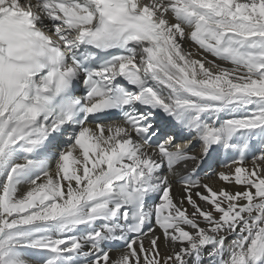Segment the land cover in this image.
<instances>
[{
  "label": "snow or ice",
  "instance_id": "obj_1",
  "mask_svg": "<svg viewBox=\"0 0 264 264\" xmlns=\"http://www.w3.org/2000/svg\"><path fill=\"white\" fill-rule=\"evenodd\" d=\"M205 261L264 264V0H0V264Z\"/></svg>",
  "mask_w": 264,
  "mask_h": 264
},
{
  "label": "bare ground",
  "instance_id": "obj_2",
  "mask_svg": "<svg viewBox=\"0 0 264 264\" xmlns=\"http://www.w3.org/2000/svg\"><path fill=\"white\" fill-rule=\"evenodd\" d=\"M186 47H187V45H186ZM208 58L209 59H212L211 57H208ZM193 154L199 155V145L198 144L193 149ZM217 157H218V154H216V158ZM192 166L193 165L190 162L189 163V167L191 168ZM218 170H220V166L217 164V160L214 159V154H212L209 158H207V159L204 160L203 164L200 167L199 174L201 176H204L205 174L211 175V174H213L214 172H216ZM205 182H207V181H205ZM215 186L216 187H219V184L217 183ZM177 191H179V189H177ZM111 255L115 256L116 255V251L113 250V252L111 253ZM205 264H206V261H205Z\"/></svg>",
  "mask_w": 264,
  "mask_h": 264
}]
</instances>
